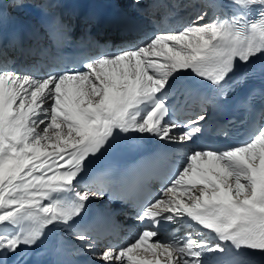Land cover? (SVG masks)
<instances>
[{
  "label": "snow or ice",
  "instance_id": "snow-or-ice-1",
  "mask_svg": "<svg viewBox=\"0 0 264 264\" xmlns=\"http://www.w3.org/2000/svg\"><path fill=\"white\" fill-rule=\"evenodd\" d=\"M194 7L179 27L153 24L142 43L114 53L48 71L0 61V264H28L29 250L52 231L75 241L73 254L89 257L87 264H264V93L257 110L249 87L264 80V0ZM51 27L53 35L69 29L55 20ZM29 38L38 41L35 32ZM13 43L25 53L45 51ZM237 95L249 116L246 138L175 159L157 154L123 174L142 226L133 240L116 243L88 225L89 206L108 190L103 180H86L94 160L118 140L145 136L196 145L208 110ZM194 103L195 115L173 119ZM244 127L226 121L217 136L227 141ZM145 168L160 173L155 197L142 185Z\"/></svg>",
  "mask_w": 264,
  "mask_h": 264
},
{
  "label": "bare ground",
  "instance_id": "bare-ground-1",
  "mask_svg": "<svg viewBox=\"0 0 264 264\" xmlns=\"http://www.w3.org/2000/svg\"><path fill=\"white\" fill-rule=\"evenodd\" d=\"M4 1L5 3L7 1H11V0H1ZM26 1V0H25ZM107 3H109L110 5L112 4L117 10H119L120 12L123 13V15L125 16V20L126 22L131 25L132 27H134L136 29V31H138V34H135V36L133 37H128V38H132L130 40V43L133 44V46H136L140 43L143 42V38L149 34H151L152 32V28H153V24H156V14L158 13V10L156 8H154L153 4L156 0H141V4L137 5L133 2V0H104ZM173 1V0H172ZM188 3L185 5V3ZM181 3L184 5L183 8H180L181 10V15L184 16L183 21L186 19H188L189 15L195 13L196 11L199 10V8L194 7V5H198L203 3V0H181ZM16 9V13L18 12H22V11H26V14L30 19H35L36 18V12L34 11V9L32 10L31 6L26 7L25 6H17L14 7V9ZM13 9V10H14ZM195 9V11H194ZM188 12V13H186ZM187 14V15H186ZM209 18H211V12H210V16ZM182 23V22H180ZM178 27V26H177ZM175 27V28H177ZM127 38V40H129ZM37 41V40H36ZM38 41H43V34L40 33L38 34ZM158 143V142H157ZM159 145L163 146V148L171 153L174 156H181L185 153V149H187V146L182 147V146H178L175 144H168L167 146H164L163 142H159ZM127 222H131L132 224V230H134L136 227H139L137 221L134 219L133 221H131L130 219H127ZM61 240L66 243L69 246V249L71 250V253H74V249L72 248V245L75 242H70L69 240H67L65 238V235H61ZM69 239V238H68ZM75 256V258L77 259H89V257L85 256V255H77V254H73Z\"/></svg>",
  "mask_w": 264,
  "mask_h": 264
},
{
  "label": "rangeland",
  "instance_id": "rangeland-1",
  "mask_svg": "<svg viewBox=\"0 0 264 264\" xmlns=\"http://www.w3.org/2000/svg\"><path fill=\"white\" fill-rule=\"evenodd\" d=\"M177 1H178V0H177ZM25 5H26V7H28L27 4H26V2H24V3L22 4V6H25ZM17 6L19 7V6H21V4H17V5H16L15 2H12V3H11V7H10V11H11L12 13H14V11L16 12V9H17V8L14 9V7H17ZM13 9H14V10H13ZM18 13L26 14V11H22V12L20 11V12H18ZM193 15H195V13L189 15V17H191V16H193ZM189 17H188V19H189ZM188 19H187V20H188ZM187 20H186V21H187ZM149 35H150V34H149ZM95 201L98 202L99 199H95ZM61 233H62V235H65V238L68 239V237L66 236L65 233H63V232H61ZM68 240H69V239H68ZM73 242H74V241H73Z\"/></svg>",
  "mask_w": 264,
  "mask_h": 264
}]
</instances>
